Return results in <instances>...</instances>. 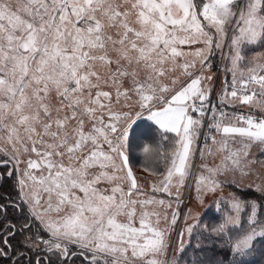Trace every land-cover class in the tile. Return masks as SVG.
<instances>
[{"label": "snow or ice", "instance_id": "6c2138e0", "mask_svg": "<svg viewBox=\"0 0 264 264\" xmlns=\"http://www.w3.org/2000/svg\"><path fill=\"white\" fill-rule=\"evenodd\" d=\"M258 44H264V0H0V152L8 157L0 162H14L26 206L21 247L42 244L47 264H56L52 256L75 264L85 253L89 264H190L189 249L196 254L210 245L226 250L229 264H249L246 258L258 251L257 264H264V181L244 185L258 197L221 196L208 209L210 227H201L189 209L185 227L177 229L178 247L162 259L186 183L194 180L203 204L206 194L223 191L221 176L231 173L240 188L253 165L264 169V63L246 58V49ZM225 46L232 80L209 121L204 82L211 76L190 69L197 61L210 68ZM177 68L190 78L178 90ZM237 101L261 115L229 114L224 106ZM139 121L160 133L155 146L135 137ZM203 128L214 134L201 158H221L214 167L200 165L197 174L192 158ZM137 150L145 165L164 163V172L145 170L162 176L152 191L166 193L167 202L140 191L130 164ZM157 207L172 209L171 220Z\"/></svg>", "mask_w": 264, "mask_h": 264}, {"label": "rangeland", "instance_id": "374dc122", "mask_svg": "<svg viewBox=\"0 0 264 264\" xmlns=\"http://www.w3.org/2000/svg\"><path fill=\"white\" fill-rule=\"evenodd\" d=\"M227 45V41L225 42ZM202 45H192V46H183V50L185 52H191L194 51L196 48L201 47ZM227 54H228V48L227 46H225V48L223 49V56L220 53V50L216 51V54L211 58V67L210 68H201L200 63L197 61L195 68L190 69L191 72H193L195 75H200L201 73H203L205 76H211V80L210 81H205L204 83L207 85V87L210 89V95L208 98V102L209 105L213 108L214 106H220L221 104V91L223 90V85L225 81H231L232 80V74L229 71V69L231 68V64L229 62V60L227 59ZM256 61L258 62H262L264 63V52L258 53L257 57H256ZM184 59L185 58H180L179 59V63L183 64L184 63ZM187 59L189 61H191L192 59H194L193 57L189 56L187 57ZM101 72L104 71V69H100ZM172 76L174 78H177V83L174 86L175 89H179L180 87H182L184 84H186V82L189 81V77L186 75L182 74V69L181 68H177L176 72L172 74ZM165 83H169L171 84V80L170 79H166L164 81ZM125 86H128L127 82L125 83ZM104 90H108L107 87L104 88ZM207 102V103H208ZM243 105L239 103L238 101L235 102L234 106H228L225 105L224 108L225 110L231 114V112L233 111H237L238 113L242 112L243 110ZM233 110V111H230ZM212 119V114L210 115V119L209 121ZM207 120V117H206ZM231 121L226 120L225 123H229ZM151 123V122H150ZM208 131V128H203L202 132L204 133L203 136L200 137L199 141L194 145V147L197 149L195 155L192 158V163L194 165V171L198 174L200 171H202V169L200 168V165L202 164H208L210 167H214L216 164L219 163L220 161V154L217 153L214 156H208L205 155L203 158H201L200 155V151L204 149L205 143L211 145V141L207 140L206 138V133ZM214 134V133H212ZM221 137L219 135H217V140H220ZM237 140H239V137H236ZM213 151L215 152V146H213ZM0 158L2 159H8L7 156L4 155V153L0 152ZM23 158H27V157H23ZM32 158L36 159L35 155L32 154ZM67 162V161H65ZM9 168L12 170V172L14 173V175L16 176L17 179V173L14 170V162L9 160ZM24 167L23 164L20 165V168L22 169ZM39 174V173H37ZM121 175L123 176L124 174L121 173ZM136 179H137V183L138 186L140 188V191L145 195V196H154L157 200L160 199H164L166 202L168 200H170L171 198L167 196L166 193L163 192H156L153 193L152 191V186L154 183L158 182L160 179H162L161 177L158 178H152V177H148L145 176L141 173H137L136 172ZM220 179L222 180H227V183H225L224 187H223V191H217L215 194L213 193H208L204 196V202L203 204H201L198 199H197V192H196V185L194 180L191 181V183H186L185 187L181 189V197L180 199L183 201V203H181L179 205V211L181 213L180 217L177 220V225L173 226L171 231L168 233V242H169V248H168V254L163 257L162 259H167L168 255H171L173 252V246L175 244L176 247H178L179 244V233L177 231V229H183L185 227V221L183 218V214L187 213L189 211V209H191L192 214H199L200 215L206 210L207 207H209L211 204H214L218 199H220L221 196L227 198L229 196L230 193L233 192H237L235 189H242L243 184L240 188L235 187L231 181L233 179V175L231 173H229L227 175V177L221 176ZM236 179L239 180V174H236ZM121 183H123L125 190H127V182L125 181H121ZM19 191V188H18ZM19 193V192H18ZM236 195H238L236 193ZM20 196V193H19ZM173 205L175 207V201H173ZM151 210V209H150ZM157 211H159L161 213V216L163 217L165 211H167V216H168V220H171V213H172V209H167L165 210L164 208L161 207H157L156 208ZM188 224L193 223V220L189 219L187 221ZM167 223L164 221V219H161L160 225L159 227L161 228H165L167 227ZM184 241L187 242L188 241V236L187 234H185L184 236Z\"/></svg>", "mask_w": 264, "mask_h": 264}, {"label": "trees", "instance_id": "16d2710c", "mask_svg": "<svg viewBox=\"0 0 264 264\" xmlns=\"http://www.w3.org/2000/svg\"><path fill=\"white\" fill-rule=\"evenodd\" d=\"M264 52V44H258L254 47H249L246 49V58L248 61L256 60L257 54ZM150 122L147 121H139L137 122V126H135V137L142 138L145 142H148L155 146V141L160 138L159 132H153V129L150 128ZM172 134H169L171 136ZM165 147H169V145H165ZM259 157V156H258ZM261 159H264V157H260ZM131 167L133 169L134 175L137 173H141L145 176L152 177V178H158L161 177L160 175H152L148 171L145 170V167L154 168L158 172H164L165 171V165L162 161L153 163L151 160L145 165V159L143 155L141 154L140 150H137L135 153V158L131 160L130 162ZM9 171H12L9 168V163L3 165L2 170V177L0 179V203L4 207L5 212L4 216L2 218L3 221H11L15 224L16 230L15 235L13 237H16L18 239H22L23 236L18 231L20 228V225L23 224V218H22V210L21 206L26 208L25 205H23V201L20 199L19 191H18V185H17V179L16 176L13 175L9 177L7 173ZM238 194V196L242 198H248V197H258V194H254L251 192H245L243 190H237L235 189ZM212 208L214 209L215 203L211 204ZM209 206V207H210ZM200 215V225L203 227L204 225H209L210 227V219L208 209ZM33 232H38V228L33 225L32 227ZM197 241L195 239L192 240V244L195 245ZM259 247V246H258ZM14 251H17L19 254L22 252H27V248H23L20 245V241L16 243L15 247L13 248ZM185 260H188L190 264H195L197 260L203 261V264H218L219 261L223 260L224 264H229V260L231 257L228 255L226 250L222 249H215L212 250L211 246L205 247V249L202 252H197L196 254H193V251L189 249L184 257ZM249 261V264H257V262L261 261V254L260 251H258L254 256L246 258ZM183 264V261L181 262Z\"/></svg>", "mask_w": 264, "mask_h": 264}, {"label": "flooded vegetation", "instance_id": "af4514ba", "mask_svg": "<svg viewBox=\"0 0 264 264\" xmlns=\"http://www.w3.org/2000/svg\"><path fill=\"white\" fill-rule=\"evenodd\" d=\"M4 163L0 162V179L2 177V170H3ZM5 209L0 203V248H6L7 249V255L0 256V264H16L17 260H20V264H29V261H31V264H36L37 258H40L41 264H47V260L45 257L49 254H47L45 251H43V245H40L39 249L27 248V252L18 253L17 251H14L13 248L15 247L16 243L18 241H21L22 239H18L16 237H13L11 233L17 231L15 228H10V225H13L11 221H3L2 218L4 216ZM15 225V224H14ZM7 240L8 243L5 244L4 241ZM77 253H79V249H76ZM21 255H23V259H21ZM87 257V258H85ZM11 258V259H10ZM91 256L88 253H85L84 256H80L78 259H75V264H89ZM51 259L56 262V264H59L58 261H56V257L52 256ZM69 264H71V260L69 261Z\"/></svg>", "mask_w": 264, "mask_h": 264}, {"label": "crops", "instance_id": "0c3cea01", "mask_svg": "<svg viewBox=\"0 0 264 264\" xmlns=\"http://www.w3.org/2000/svg\"><path fill=\"white\" fill-rule=\"evenodd\" d=\"M230 111H233V110H230ZM231 113L245 114V115L252 114V115H256V116L261 115V111H260L259 108H256V107L250 106V105H245V104L243 105L242 112L238 113L237 111H233ZM253 155L255 157H258L259 156V151L258 150L255 151L253 153ZM253 168L255 169V172L250 174L249 176L245 177L243 179V183H244L243 186H242L243 188L242 189H237V190H243L246 193L247 192H251V193H254V194H258V196H259L260 195L259 193H257L255 191H253L252 189H249V188L244 186V185H248L249 183H261L262 181H264V169H261L258 164L253 165ZM258 176H259V178H258Z\"/></svg>", "mask_w": 264, "mask_h": 264}, {"label": "built area", "instance_id": "2783aa9c", "mask_svg": "<svg viewBox=\"0 0 264 264\" xmlns=\"http://www.w3.org/2000/svg\"><path fill=\"white\" fill-rule=\"evenodd\" d=\"M230 84H231V81H225L224 82V87H223V90L221 91V96L223 95V92H224V89L226 88V87H228V86H230ZM229 90H230V87H229ZM221 98V97H220ZM211 102V101H210ZM210 102H208L207 103V105H206V107L209 109V112H208V115H207V120H209L210 119V115L212 114V112H211V109H212V107L209 105V103ZM209 135H212V133L209 131V129H208V131H207V133H206V137H208Z\"/></svg>", "mask_w": 264, "mask_h": 264}]
</instances>
